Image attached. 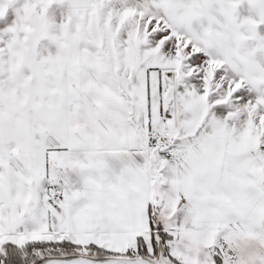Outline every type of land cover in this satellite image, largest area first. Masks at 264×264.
Instances as JSON below:
<instances>
[{
	"label": "snow or ice",
	"instance_id": "snow-or-ice-1",
	"mask_svg": "<svg viewBox=\"0 0 264 264\" xmlns=\"http://www.w3.org/2000/svg\"><path fill=\"white\" fill-rule=\"evenodd\" d=\"M0 264H264V0H0Z\"/></svg>",
	"mask_w": 264,
	"mask_h": 264
}]
</instances>
